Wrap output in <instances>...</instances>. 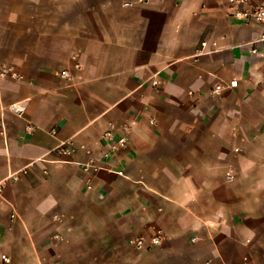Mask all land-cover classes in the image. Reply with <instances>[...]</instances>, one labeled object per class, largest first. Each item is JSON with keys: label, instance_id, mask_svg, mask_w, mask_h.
<instances>
[{"label": "crops", "instance_id": "crops-1", "mask_svg": "<svg viewBox=\"0 0 264 264\" xmlns=\"http://www.w3.org/2000/svg\"><path fill=\"white\" fill-rule=\"evenodd\" d=\"M230 13L0 0V264H264V33Z\"/></svg>", "mask_w": 264, "mask_h": 264}, {"label": "built area", "instance_id": "built-area-1", "mask_svg": "<svg viewBox=\"0 0 264 264\" xmlns=\"http://www.w3.org/2000/svg\"><path fill=\"white\" fill-rule=\"evenodd\" d=\"M228 4L231 6L230 16L246 22V23H258L262 26L264 33V3L263 4H254L253 0H226ZM264 39V35H263ZM252 53H256V50H252ZM60 75L64 78H69L70 73L68 70H64L60 72ZM11 76L12 78H21V75L10 67H4L0 71V77ZM238 86L237 81H232L229 84L219 85L215 88V92H218L222 89H233ZM11 111L17 114H23L24 109L18 105L11 106ZM129 128H125L120 135L114 133V129L111 128L103 135L104 141L108 144L110 148V152L106 154V158L112 157L118 151L126 150L129 147ZM57 151L62 156H69L70 149L68 144H62ZM99 168L94 162H90L89 164L84 166L85 171H98ZM3 192V186H0V196ZM164 238L160 235L155 236L151 239H146L144 237H132L128 240V245L130 248L135 251H145L150 250L155 247H161L164 243ZM2 263H6L8 261L7 256H2Z\"/></svg>", "mask_w": 264, "mask_h": 264}]
</instances>
